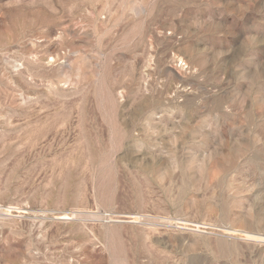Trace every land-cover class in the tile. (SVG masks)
I'll return each mask as SVG.
<instances>
[{
	"label": "rangeland",
	"instance_id": "1",
	"mask_svg": "<svg viewBox=\"0 0 264 264\" xmlns=\"http://www.w3.org/2000/svg\"><path fill=\"white\" fill-rule=\"evenodd\" d=\"M0 264H264V0H0Z\"/></svg>",
	"mask_w": 264,
	"mask_h": 264
}]
</instances>
